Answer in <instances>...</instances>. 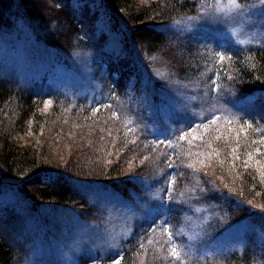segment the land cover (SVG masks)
Returning <instances> with one entry per match:
<instances>
[{
	"label": "rangeland",
	"instance_id": "374dc122",
	"mask_svg": "<svg viewBox=\"0 0 264 264\" xmlns=\"http://www.w3.org/2000/svg\"><path fill=\"white\" fill-rule=\"evenodd\" d=\"M189 1L192 13L181 15L161 30L167 43L179 51L186 49L192 56H201L195 67L203 66L194 74H186V69L181 72L165 56L152 54L147 61L142 48L129 38L125 44L122 34L110 29L99 0H70L76 14L86 20L91 48L62 52L34 38L25 12L12 0L15 11L4 19L9 24L0 25V72L8 79L13 77L21 87L79 95L95 103L105 94L102 83L116 82L121 73L127 77L128 96L135 100L143 121V125L136 123L137 134L143 136L145 130L157 153L170 154L164 162L173 164L172 155L181 141L196 140L209 127L239 129L238 122L249 112L242 97L221 88L219 76L211 79L212 88L203 84L207 62L220 65L231 57L229 48L264 44V5L260 0H236L238 8L230 0ZM254 102L251 97L245 100L249 110L263 112L264 106L259 110ZM168 164L151 163L148 180L124 196L114 189L73 182L70 188L83 204L56 211H31L18 195L0 194V229H11L7 227L14 223L24 245L15 264H124L131 247L137 249L132 264H153L146 260L150 249L157 253L156 264H187L195 256L245 248L264 258V222L231 218L224 203L211 199L216 194L211 186H192L183 196L188 213L180 218L176 230L164 225L169 218L165 204L173 195L169 187L175 182L165 173L172 166Z\"/></svg>",
	"mask_w": 264,
	"mask_h": 264
},
{
	"label": "trees",
	"instance_id": "16d2710c",
	"mask_svg": "<svg viewBox=\"0 0 264 264\" xmlns=\"http://www.w3.org/2000/svg\"><path fill=\"white\" fill-rule=\"evenodd\" d=\"M11 1L0 0V25L8 26L4 19L15 11ZM99 2L110 29L122 34L125 44L129 38L142 48L147 61L152 54L165 56L181 72L186 69V74L203 66L195 67L200 55L179 51L167 43L161 30L181 15L192 13L189 0ZM17 4L25 12L34 38L45 47L61 52L91 48L86 20L76 14L70 0H17ZM229 51L231 57L220 65L207 62L203 84L212 88L211 79L219 76L221 88L242 97L249 112L238 122L239 129L209 127L196 140L181 141L172 155L173 164L164 162L170 154L157 153L145 130L143 136L137 134V124L143 125V121L135 100L128 96L127 77L121 73L116 82L102 83L105 94L96 104L79 95L21 87L13 77L8 79L0 72V194L18 195L35 212L39 208L67 209L84 202L70 188L73 182L114 189L124 196L148 180L151 163L159 162L161 167L169 163L172 166L165 173L175 182L169 187L173 195L165 204L169 218L164 225L173 226V232L188 213L183 196L192 186L201 185L205 189L211 186L217 194L211 199L224 203L234 220L264 222V111L254 113L245 103L251 97L259 110L264 106V44ZM46 100H50L48 106ZM20 242L14 223L11 229H0V264L19 262L20 247L24 246ZM178 243L181 247V240ZM132 248L123 258L124 264L133 263L137 249ZM156 255L155 249H150L147 262L156 264ZM205 255L192 257L187 264H264V258L250 248Z\"/></svg>",
	"mask_w": 264,
	"mask_h": 264
},
{
	"label": "snow or ice",
	"instance_id": "6c2138e0",
	"mask_svg": "<svg viewBox=\"0 0 264 264\" xmlns=\"http://www.w3.org/2000/svg\"><path fill=\"white\" fill-rule=\"evenodd\" d=\"M230 3L234 6V7H240V5L236 2V0H230ZM261 4L264 5V0H261ZM221 59H223V57L221 56ZM171 234V233H169ZM174 255H178V253L174 252Z\"/></svg>",
	"mask_w": 264,
	"mask_h": 264
},
{
	"label": "bare ground",
	"instance_id": "6f19581e",
	"mask_svg": "<svg viewBox=\"0 0 264 264\" xmlns=\"http://www.w3.org/2000/svg\"><path fill=\"white\" fill-rule=\"evenodd\" d=\"M10 228H13V225L12 224L10 225Z\"/></svg>",
	"mask_w": 264,
	"mask_h": 264
}]
</instances>
